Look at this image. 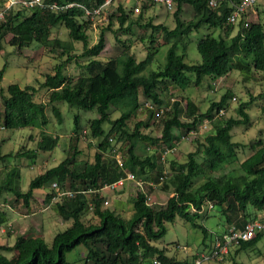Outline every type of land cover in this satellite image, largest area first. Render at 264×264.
I'll use <instances>...</instances> for the list:
<instances>
[{
	"label": "trees",
	"instance_id": "16d2710c",
	"mask_svg": "<svg viewBox=\"0 0 264 264\" xmlns=\"http://www.w3.org/2000/svg\"><path fill=\"white\" fill-rule=\"evenodd\" d=\"M44 1L76 5L59 11L15 6L8 10L0 23V52L6 37L11 35L8 44L12 47L21 50L35 43L63 59L41 83V87L49 91L47 103L36 100L33 86L11 84L0 92V130H41L36 149L3 155L0 147V158L4 160L14 155L35 160L39 153L54 151L59 141L58 137L46 132L50 123L48 107L62 123L58 106L61 103L98 113V118L93 119L89 127L90 137L99 140L98 151L94 161L79 159L82 127L76 115L67 157L35 177L26 192L21 189L20 170L14 167L6 172L0 182V194L7 192L14 201L22 200L26 206L39 189H47L48 203L58 194L54 185L62 191H71L72 196L60 197L52 203L54 210L72 224L58 233L51 245L46 244L41 235L26 234L18 235L13 245L0 244V264H71L66 259L67 254L81 245L87 250L84 264H153L156 259L162 264H194L170 257L166 249L154 244L166 235L167 224L173 223L178 216L202 231L205 246L208 229L198 220L202 218L206 204L221 207L230 226L242 229L248 222L257 220L255 216L251 218L250 210L264 211V141L258 140L253 145L254 153L240 164L241 174L229 171L215 176L239 160L240 144L233 141L232 130L250 124L247 108L251 102L238 107L237 118H227L225 114H218L221 109L228 111L229 100L233 97L230 91L220 101L212 102L205 112H199L197 105L189 100L186 110L180 101L166 103L162 94L172 86L185 91L190 85L201 86L206 77H224L234 64L245 80H249L254 71L264 73V23H248L247 26L244 21L229 23L228 18L234 11L230 0H220L216 8L210 7L208 0H175L173 16L176 26L170 29L166 24L155 25L151 18L145 19V13L153 6L143 3L140 14L136 15L132 8L118 0L111 6L107 27L100 32L97 43L90 46L88 33L93 28V21L85 19L84 10L77 5L93 11L103 6L106 0ZM233 1L239 3L241 0ZM5 3L3 0L2 8ZM185 6L193 9V18L189 21L182 18ZM115 23L118 30H112ZM59 25L69 31V41L51 38L53 29ZM236 25L240 28L233 35ZM135 27L152 30L147 42V56L142 61L131 52V45L118 38L119 33H133ZM202 27L211 32L197 46L202 62L190 64L187 39ZM107 31H112L118 42L125 45V61H120L119 56L106 61L98 59L106 47ZM218 31L221 33L215 37ZM158 36L169 48L165 64L151 69L159 52ZM141 39L144 42V38ZM74 43L83 44L81 55L76 53ZM180 48L184 49L183 53L179 52ZM81 58L90 59L83 66L85 73L76 78L69 77L67 65ZM3 76L4 69L0 71V81ZM148 102L154 107L153 110L148 108L151 119L156 116L154 109L164 110L160 116L161 136L157 138L143 132L150 127V120L138 121L133 128L130 127L138 111ZM114 110L121 113L116 119L112 118ZM205 123L211 125L212 132L203 140H194L197 147L185 161L169 160L167 178L160 184L167 160L161 161L156 152L149 153L148 149L162 147L166 151L172 150ZM106 125L108 129H105ZM113 140L123 145L119 148L123 152V167L115 158L111 161L108 155L113 151ZM127 173L147 185H151L150 182L162 185L172 197L164 204H149V194L140 190L131 198L133 214L127 219L114 210L103 208L105 201L101 189L126 178ZM199 178L204 180L196 184L195 180ZM90 214L92 217L88 218ZM5 222V214L0 212V225ZM220 237L217 236L215 242ZM263 237L264 232H261L254 239L241 242L236 246L237 252L254 247ZM6 253L12 256L8 257Z\"/></svg>",
	"mask_w": 264,
	"mask_h": 264
},
{
	"label": "rangeland",
	"instance_id": "374dc122",
	"mask_svg": "<svg viewBox=\"0 0 264 264\" xmlns=\"http://www.w3.org/2000/svg\"><path fill=\"white\" fill-rule=\"evenodd\" d=\"M125 6H132L137 1L127 0L123 1ZM117 3V2H116ZM115 3V4H116ZM6 4V3H5ZM3 6V0H0V9ZM173 11H168L161 4L155 7H149L145 13V19L153 20L155 25L166 24L170 29L175 28L176 22L173 16ZM30 12L27 11V14ZM182 18L189 21L193 18V9L190 6H185ZM248 23H264V2H261L254 12H250L247 16ZM107 22L104 24L93 25L92 30L89 31V44L93 46L97 43L100 32L107 27ZM240 26L236 25L234 28L235 35ZM112 30H118V24L112 26ZM211 33L207 27H202L200 31L194 32L189 39H187V57L188 63L197 64L202 62V57L198 51L199 41ZM221 32L214 34L217 37ZM152 35V30H144L138 27L133 29L131 34L119 33L118 38L124 41L126 45H131V52L135 55L138 61H142L147 56V42ZM158 35V34H157ZM156 35V36H157ZM11 35H8L4 41L3 50L0 52V71L4 69L3 79L0 81V92L7 90L11 84H18L21 87L33 86L36 89V100L43 103L48 102L49 91L41 87L45 75L54 72L55 66L63 59L58 57L57 53H50L49 50L39 44H32L23 49H17L8 44ZM51 38L60 39L62 41H69V31L62 25L55 27L52 31ZM144 38V42L143 39ZM76 53L81 55L83 53V44L74 43ZM157 44L159 52L155 57V61L151 69H157L163 66L166 62V55L169 46L164 45V39L158 36ZM124 44L118 42V39L112 31L106 33V47L98 58L101 61H106L112 57L119 56L120 61H125L127 55L124 50ZM180 53L184 49H179ZM58 57V58H56ZM89 58H81L78 62H72L67 65L66 74L71 78H76L85 73L83 66L89 62ZM193 76V75H192ZM230 91L233 97L229 100L230 106L224 116L238 117L237 109L241 104L251 102L247 108L250 115L251 122L248 125L237 126L232 130L233 141L240 144L238 149L239 160L224 168L215 174L219 176L222 172L234 171L236 174H241L240 164L254 153L253 145L258 140L264 141V73L253 72L249 80H245L240 69L234 64L231 71L224 77H206L201 86L190 85L185 91L172 86L167 93L162 94L164 102L180 101L182 105L187 106V101L194 102L199 112H205L212 102L220 101L222 96ZM253 100V101H252ZM62 112V123H59L51 108L48 107V116L50 123L46 128V132L54 137H58V146L52 152L39 153L35 160L27 159L25 157L8 156L4 160L0 158V182L6 175V172L14 167H17L21 173V189L26 192L29 189L31 181L38 175L44 173L46 170L53 168L60 164L68 153V148L71 138L74 136V117L79 116L82 135L78 143V148L81 150L79 157L82 161H94V156L98 151L99 140H94L90 137V122L98 118L96 111H82L78 107H70L67 103L58 104ZM121 115L117 110L112 113V118L116 119ZM186 118V114L183 115ZM161 119L156 116L150 118V110L143 105L138 111L137 116L133 118L130 127L133 128L138 121H149L150 127L143 129L145 134L152 137H160L162 131ZM203 125L201 126V128ZM109 126H105L108 129ZM200 128V129H201ZM212 130H199L197 134H190V136L182 141L178 147L174 148L172 152H168L162 147L149 148V153H157L161 161L166 155L165 169L169 170V160L175 159L183 162L187 159L190 152H194L197 143L196 138H203L211 133ZM87 133V134H85ZM41 137V130L37 128H24L17 130H0V147L1 153L7 155L9 153L16 154L25 150H32L37 148V143ZM113 151H109L108 155L113 161L114 156L120 154L123 156L122 150H119L123 145L116 140L111 141ZM143 155V151H139ZM202 159L199 158V161ZM203 178L196 179V184L203 182ZM143 186V189L151 197V204H164L172 194L164 190L162 185L155 182H150ZM141 186L135 182L125 181L123 185L115 190H102L100 193L104 196V201L109 204H103V208L114 210L118 215L127 219L133 214L131 198L135 197ZM47 189H39L34 193V198L31 200L29 206H26L22 200L14 201L12 195L7 192L0 194V212L5 214L7 222L0 225L4 227L6 232L0 233V244L13 245L16 237L20 234L26 235H41L46 244L51 245L54 237L66 229H68L72 221L64 220L53 208V203H48L46 198ZM250 216L256 219L264 220V211L257 212L254 209L250 210ZM90 214L88 218H91ZM198 222L208 229L209 237L206 242L207 246L203 245L204 235L198 228H194L191 224L186 223L181 217H177L173 223L167 224L166 235L156 241L155 246L160 249H166V253L170 257L178 260H188L194 263L195 257L199 253H205L209 256L212 252V244L215 242L217 236L221 235L229 226L225 221V216L221 207H213L211 203L205 205L202 211V218ZM233 224V223H232ZM214 239V240H213ZM213 240V242H212ZM239 249V248H238ZM8 257L12 254L6 253ZM87 255V250L84 246H79L73 251L69 252L66 259L71 264H84ZM203 264H264V237L252 248L237 252L236 247H232L229 255L225 256L223 261L210 260Z\"/></svg>",
	"mask_w": 264,
	"mask_h": 264
},
{
	"label": "built area",
	"instance_id": "2783aa9c",
	"mask_svg": "<svg viewBox=\"0 0 264 264\" xmlns=\"http://www.w3.org/2000/svg\"><path fill=\"white\" fill-rule=\"evenodd\" d=\"M118 0H106L105 4L101 6L98 9H94L93 11L86 9L84 6L77 5L79 7H82L84 10V17L85 19H89L93 21V25L95 24H104L105 22L108 21L109 17V11L111 9V6L116 3ZM126 1L127 0H123ZM137 2L132 5L128 6L133 9L134 13L136 15L140 14L141 12V5L143 3H146L150 6L155 7L158 4H161L165 7L166 10L172 11L174 9V3L175 0H136ZM234 11L233 13L229 16L228 22L229 23H237L240 21L245 22V26L248 24V18L247 16L249 15L250 12L255 11V6L258 3L264 2V0H241L239 3H235L233 0H230ZM208 4L212 8L218 7L220 4V0H208ZM76 4L71 3V4H66V5H60L57 2H45L44 0H6L5 7L0 9V23L4 21L6 13L8 10H10L12 7L15 6H24L27 8H33V7H39L42 10H52V11H59V10H65L67 8L73 7ZM146 107L150 108L153 110V106L150 102L146 103ZM156 112V117L160 118L164 114V110H158L154 109ZM226 113L224 109H221L219 111L218 116H222ZM211 128V125L209 123H205L203 127L199 130H208ZM199 132V131H198ZM198 132H191L190 134H197ZM190 134L185 138V140L190 136ZM172 150H167L166 153L172 152ZM163 157V160L166 158V154ZM117 164L120 167H123L124 159L123 156L120 154L114 156ZM168 170L164 171V175L161 177V183L162 184L165 179L167 178ZM125 181H131L135 182L137 185L141 186L143 189V186L146 184L143 181H138L134 177L132 173H127L126 178L119 180L116 183L109 184L104 186L102 190H115L119 186L123 185ZM153 185V184H152ZM56 191H57V196H55L52 199V202H56L60 197L63 196H72L73 193L71 191H62L57 185H54ZM145 192V190H142ZM148 203H150L151 197L148 195ZM105 204H109L108 201H105ZM6 230L4 227H0V233H5ZM264 232V220H254L251 222H248L244 228L240 229L237 228L235 225L229 226L222 234L219 239L216 240L214 248L209 256L205 255V253H200L197 255L194 264H203L205 262H208L210 260H217V261H223L225 259V256L229 254L230 250L232 247L238 246L241 242H247L252 239H254L258 233ZM153 264H162L161 261L159 260H154Z\"/></svg>",
	"mask_w": 264,
	"mask_h": 264
}]
</instances>
